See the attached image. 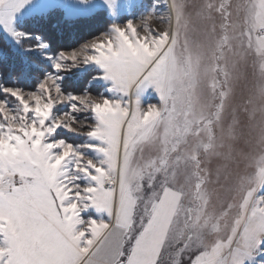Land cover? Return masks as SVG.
<instances>
[{
  "label": "snow or ice",
  "instance_id": "snow-or-ice-1",
  "mask_svg": "<svg viewBox=\"0 0 264 264\" xmlns=\"http://www.w3.org/2000/svg\"><path fill=\"white\" fill-rule=\"evenodd\" d=\"M0 33L37 58L0 51V264H264V0H0Z\"/></svg>",
  "mask_w": 264,
  "mask_h": 264
},
{
  "label": "trees",
  "instance_id": "trees-1",
  "mask_svg": "<svg viewBox=\"0 0 264 264\" xmlns=\"http://www.w3.org/2000/svg\"><path fill=\"white\" fill-rule=\"evenodd\" d=\"M110 25V19L106 15H94L89 17H84L76 20L68 21L67 23L61 22L59 25H53L48 28L43 34L52 40L55 46H62L65 48L75 47L82 43L86 39L93 37L103 31H106L107 27ZM6 50L8 52L7 63L9 67L13 65L19 67L21 60H27L35 63L37 58L35 55L27 57H17L10 49L7 48L3 34L0 33V51ZM4 60L0 57V66H2ZM39 67L40 65L37 64ZM27 68L25 72L27 74ZM34 75V74H33ZM82 77H73V83H77ZM27 82L31 83V77H27Z\"/></svg>",
  "mask_w": 264,
  "mask_h": 264
},
{
  "label": "rangeland",
  "instance_id": "rangeland-1",
  "mask_svg": "<svg viewBox=\"0 0 264 264\" xmlns=\"http://www.w3.org/2000/svg\"><path fill=\"white\" fill-rule=\"evenodd\" d=\"M141 2L143 3V4H148L149 2H150V0H141ZM163 12H166V10L163 8V7H161L159 10H158V14L159 13H163ZM139 16V12H137V17ZM110 23H111V20H110ZM152 25H153V27H160V28H165V27H167V24L166 23H161L158 19H154L153 21H152ZM107 29H108V27H107ZM106 29V30H107ZM98 35V34H97ZM4 37V36H3ZM92 37H90V38H88V39H91ZM4 39H6L5 37H4ZM88 39H86V40H88ZM84 42V41H83ZM82 42V43H83ZM81 44V43H80ZM79 46V44L77 45V46H75V47H78ZM71 48H73V47H71ZM73 78V77H72ZM146 99H151V101L152 102H155V99L154 98H152V97H146ZM69 136H71V134H69Z\"/></svg>",
  "mask_w": 264,
  "mask_h": 264
}]
</instances>
